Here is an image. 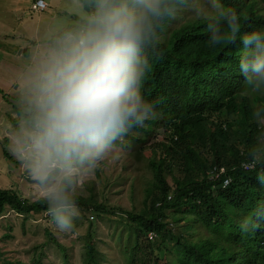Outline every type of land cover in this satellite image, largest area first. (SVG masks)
I'll return each mask as SVG.
<instances>
[{
	"label": "clouds",
	"instance_id": "1",
	"mask_svg": "<svg viewBox=\"0 0 264 264\" xmlns=\"http://www.w3.org/2000/svg\"><path fill=\"white\" fill-rule=\"evenodd\" d=\"M188 16L204 22L209 47L239 39L242 90L264 97V32L240 35V14L223 0H64L41 25L14 73L15 118L0 135L60 232L80 216V179L128 143L131 129L157 119L146 80L169 29ZM250 120L257 132L241 167L264 185V102L253 100ZM260 219L264 201L241 216L240 231L254 232Z\"/></svg>",
	"mask_w": 264,
	"mask_h": 264
},
{
	"label": "trees",
	"instance_id": "2",
	"mask_svg": "<svg viewBox=\"0 0 264 264\" xmlns=\"http://www.w3.org/2000/svg\"><path fill=\"white\" fill-rule=\"evenodd\" d=\"M223 3L240 14V35L264 32V0ZM206 40L203 21L187 18L173 24L162 45L163 58L153 63L147 77L144 92L159 101V115L146 127L131 129L123 145L141 152L148 138L162 133L158 143L148 145L151 176L140 206H108L77 193L81 212L92 210L96 218L118 225L119 233L111 237L121 264H264V219L251 233L238 226L241 216L264 201V185L256 173L241 167L257 132L250 106L264 97L242 90L239 39L215 48ZM7 210L24 219L33 213L48 215L42 198L29 201L1 188L0 215ZM83 238L80 264H108L98 237L87 231ZM60 252L66 258L63 246ZM30 264H42L40 256Z\"/></svg>",
	"mask_w": 264,
	"mask_h": 264
},
{
	"label": "rangeland",
	"instance_id": "3",
	"mask_svg": "<svg viewBox=\"0 0 264 264\" xmlns=\"http://www.w3.org/2000/svg\"><path fill=\"white\" fill-rule=\"evenodd\" d=\"M44 1L53 9L46 8L37 12L31 8L30 0H0V28L7 35L14 34V37H7L6 41L0 38V67L3 65L0 69V128L10 124L15 118L13 75L17 67L36 40L41 25L54 17L64 4V0ZM187 18L193 17L183 19ZM20 49L23 51L20 52ZM161 137L162 133L156 131L154 136L148 138L146 147L141 152L128 144L114 149L94 171L80 179L77 193L83 197L92 195V198L108 206L118 205L127 209L139 207L145 184L151 176L147 166V158L151 156L147 151L148 145L158 143L156 140ZM4 150L7 156L4 155ZM157 150L158 148L155 149ZM166 180L171 181L168 176ZM1 188L12 189L29 201L41 198L33 182L9 150L6 135H0ZM87 231H92L98 237L96 244L99 251L106 253L108 264L122 263L116 242L111 237L119 233L118 225L107 219L96 218L92 210L80 211V216L75 220V228L70 233L60 232L44 213L29 214L24 219L15 211L7 210L0 215V264H30L35 256H40L42 264H80L82 238ZM62 246L66 258L60 252Z\"/></svg>",
	"mask_w": 264,
	"mask_h": 264
},
{
	"label": "crops",
	"instance_id": "4",
	"mask_svg": "<svg viewBox=\"0 0 264 264\" xmlns=\"http://www.w3.org/2000/svg\"><path fill=\"white\" fill-rule=\"evenodd\" d=\"M31 1V4H30V6H31V8L33 9V10H35V11H37V12H41L40 10H38V9H36V8H34L33 7V0H30ZM51 4H52V2H50ZM46 8H50V9H53V7H51V5L49 4V3H47V7ZM45 8V9H46ZM44 9V10H45ZM43 11V10H42ZM22 35V34H21ZM9 36H11V37H14V34L13 35H11V34H6L1 28H0V38L3 40V41H6V38L7 37H9ZM23 37V36H22ZM21 51H23L22 49H20V52ZM3 68V65H1V67H0V69H2ZM13 75V74H12ZM14 76V75H13ZM3 99V98H2Z\"/></svg>",
	"mask_w": 264,
	"mask_h": 264
},
{
	"label": "built area",
	"instance_id": "5",
	"mask_svg": "<svg viewBox=\"0 0 264 264\" xmlns=\"http://www.w3.org/2000/svg\"><path fill=\"white\" fill-rule=\"evenodd\" d=\"M33 7L38 9V10H42L46 7V4L43 0H35L33 2Z\"/></svg>",
	"mask_w": 264,
	"mask_h": 264
},
{
	"label": "bare ground",
	"instance_id": "6",
	"mask_svg": "<svg viewBox=\"0 0 264 264\" xmlns=\"http://www.w3.org/2000/svg\"><path fill=\"white\" fill-rule=\"evenodd\" d=\"M223 184H227L228 182H229V177H225V178H223Z\"/></svg>",
	"mask_w": 264,
	"mask_h": 264
}]
</instances>
